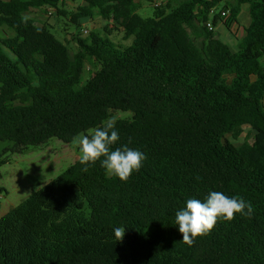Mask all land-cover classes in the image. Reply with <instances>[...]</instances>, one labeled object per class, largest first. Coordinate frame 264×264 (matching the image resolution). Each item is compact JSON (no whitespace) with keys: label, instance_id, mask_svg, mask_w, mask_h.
<instances>
[{"label":"trees","instance_id":"trees-1","mask_svg":"<svg viewBox=\"0 0 264 264\" xmlns=\"http://www.w3.org/2000/svg\"><path fill=\"white\" fill-rule=\"evenodd\" d=\"M83 1L75 26L99 17L130 43L93 32L74 36L72 52L28 15L65 17L63 0H0V142L19 154L70 144L120 110L133 115L115 122L112 149L147 159L126 182L78 160L33 191L0 218V264H264V0H166L147 18L138 11L156 0ZM223 2L237 23L248 6L238 50L207 27ZM90 59L100 69L85 81ZM244 128L250 140L235 143ZM210 191L242 197L252 213L218 220L188 246L175 213Z\"/></svg>","mask_w":264,"mask_h":264},{"label":"rangeland","instance_id":"rangeland-1","mask_svg":"<svg viewBox=\"0 0 264 264\" xmlns=\"http://www.w3.org/2000/svg\"><path fill=\"white\" fill-rule=\"evenodd\" d=\"M165 3L166 0H156L154 4L144 3L141 5V9L138 13L145 18L152 17L156 4L164 6ZM83 4V0H72L69 3L63 4L62 8L67 12V16L65 17L58 16L56 10L51 8L34 9L31 10L28 15L35 19L40 26L46 25L51 28V31L58 39L69 45L72 52L77 50L74 36L80 35L82 38H87L90 33L93 32H100L103 35H108V37L116 43H130V41H125L123 39L122 28L114 22L109 24V31L105 33L104 27L106 22L99 17H95L91 21H85L81 27L75 26V19L72 14ZM225 5L226 2L220 4L216 8V12L220 14ZM227 20L229 22L232 21L230 13ZM249 21L250 15L248 6H245L238 17V24L247 26ZM210 22H212V17L210 18ZM85 30L88 31L87 35L84 33ZM214 32L219 39L231 46L233 50L239 49L241 43H238L231 37L222 23L219 22ZM7 34L11 35L12 33L7 30ZM0 36H4V33L0 32ZM234 36L237 38L239 32L236 31ZM99 69V64L92 59L88 60L85 66L84 80H88ZM132 115L131 112L118 110L113 112L108 120L116 122L121 119H131ZM228 138L231 139V136H228ZM250 138V129L244 128L240 139L234 142H246L249 141ZM12 145L11 142H0V155L6 160V163L0 167V218L25 202L33 191L43 188L52 180L56 179L80 158L79 149L73 142L65 144L57 138L51 139L45 145L29 147L22 154L12 153L10 151L5 152V150Z\"/></svg>","mask_w":264,"mask_h":264},{"label":"clouds","instance_id":"clouds-1","mask_svg":"<svg viewBox=\"0 0 264 264\" xmlns=\"http://www.w3.org/2000/svg\"><path fill=\"white\" fill-rule=\"evenodd\" d=\"M119 139L112 120L106 121L102 127L89 130L87 134H77L73 138V144L79 149L80 163L85 165L83 171L88 170V165L100 161L107 175L115 176L123 182L139 171L147 159L145 153L127 145L113 150L112 146ZM251 213V203L242 197H230L220 191H210L204 200L188 199L185 206L175 213V225H178V231L182 234L180 242L192 246L196 238L208 235L218 220L230 222L236 214L245 216ZM125 230L124 227L114 229L116 241L123 240Z\"/></svg>","mask_w":264,"mask_h":264},{"label":"crops","instance_id":"crops-1","mask_svg":"<svg viewBox=\"0 0 264 264\" xmlns=\"http://www.w3.org/2000/svg\"><path fill=\"white\" fill-rule=\"evenodd\" d=\"M231 3H234L233 1H231V0H229ZM245 6H247V5H245ZM245 6H243V8H242V10L245 8ZM226 11H228V13H230V11L229 10H226ZM228 18H229V14H228ZM228 18H222V19H220L219 21H218V23H217V25L215 26V29H216V27L218 26V24H219V22L220 23H222L225 27H226V29H227V31L229 32V34L231 35V37L233 38V39H235V41H237L238 43H241L242 42V39L244 38V36H245V30H244V28L246 27V26H241V25H239L237 22H235V21H230V23H229V21L227 20ZM228 23V24H227ZM249 23V22H248ZM239 32V36L237 37V38H235V32Z\"/></svg>","mask_w":264,"mask_h":264},{"label":"built area","instance_id":"built-area-1","mask_svg":"<svg viewBox=\"0 0 264 264\" xmlns=\"http://www.w3.org/2000/svg\"><path fill=\"white\" fill-rule=\"evenodd\" d=\"M65 3H69V2H71L72 0H63ZM52 9V8H51ZM213 14H214V12H212ZM228 11H226V10H222L221 11V13H220V16H221V18H228ZM207 27H208V29L210 30V31H214L215 30V26L212 24V22H209L208 24H207ZM84 33L87 35L88 34V31L87 30H85L84 31Z\"/></svg>","mask_w":264,"mask_h":264}]
</instances>
